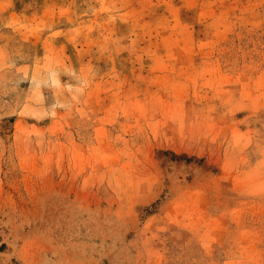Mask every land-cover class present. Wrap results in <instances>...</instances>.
<instances>
[{
  "label": "rangeland",
  "instance_id": "obj_1",
  "mask_svg": "<svg viewBox=\"0 0 264 264\" xmlns=\"http://www.w3.org/2000/svg\"><path fill=\"white\" fill-rule=\"evenodd\" d=\"M0 264H264V0H0Z\"/></svg>",
  "mask_w": 264,
  "mask_h": 264
}]
</instances>
